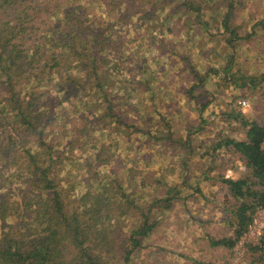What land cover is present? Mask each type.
<instances>
[{"label": "rangeland", "instance_id": "rangeland-1", "mask_svg": "<svg viewBox=\"0 0 264 264\" xmlns=\"http://www.w3.org/2000/svg\"><path fill=\"white\" fill-rule=\"evenodd\" d=\"M70 1L95 12L100 28L107 24L113 28L119 50L113 62L118 63L127 87L117 100L118 110L129 114L136 127L128 130L127 137H111L97 122L100 110L94 101L90 107L94 117L85 122L76 118L85 115V100L76 98L74 108L64 103L68 122L60 124L72 131L63 136L55 120L57 133L52 138L61 156L59 182L71 191L70 204L85 203L80 196L90 190L89 177L97 170L126 176L120 161L131 162L141 174L137 181L134 174L130 177L129 188L139 206H151L153 228L129 264H251L252 260L264 264V257L250 250L252 245L242 255L240 245L227 249L212 246L210 240L233 236L235 200L224 182L227 170L232 167L235 178L250 175L249 169L243 173L239 169L246 162L243 155L232 146H217L225 136L245 137L240 123L227 114L242 111L238 102L247 99L250 107L242 113L264 123L260 88L250 89L238 80L242 74H264V29L255 26L264 19V0H219L202 12L189 10L191 0ZM231 2L237 8L232 24L241 36L234 50L226 44L220 26ZM136 10L143 15L135 17ZM230 61L232 67L225 71ZM34 81L43 89L50 85L41 77ZM168 124L190 142L188 147L168 150L166 143L158 144L152 136ZM199 127L188 136L189 129ZM128 146L130 151L125 149ZM121 221L131 229L142 226L144 218L138 209Z\"/></svg>", "mask_w": 264, "mask_h": 264}, {"label": "trees", "instance_id": "trees-1", "mask_svg": "<svg viewBox=\"0 0 264 264\" xmlns=\"http://www.w3.org/2000/svg\"><path fill=\"white\" fill-rule=\"evenodd\" d=\"M216 1L191 0L187 6L191 12H202ZM87 8L70 0H0V264H129L152 231L151 206H139L129 188L130 177L134 174L137 181L141 174L131 162L129 166L120 161L126 176L117 171L93 173V185L80 196L85 203L79 207L70 204L71 191L59 182L61 156L52 134L57 133L55 120L63 136L72 131L60 124L68 122L64 103L85 100V115L76 116L85 122L94 117V101L100 110L97 122L108 136H126L136 128L131 116L118 110L117 100L127 87L113 62L119 53L113 28H100V18ZM236 9L229 3L220 20L232 50L241 38L232 24ZM134 14L143 15L139 10ZM196 23H202L201 15ZM257 25L264 29V19ZM231 67L230 61L225 71ZM40 77L50 85L39 87L34 79ZM238 80L250 89L260 88L264 97V74H242ZM112 88L118 92H109ZM227 116L240 123L245 137L225 136L217 146H232L243 155L250 175L224 179L235 200L233 236L210 240L212 246L232 249L254 207L264 206V123L237 110ZM200 129H189L188 136ZM152 137L160 145L166 143L168 150L190 144L170 125ZM138 209L143 225L124 228L121 219ZM250 250L264 257V247Z\"/></svg>", "mask_w": 264, "mask_h": 264}, {"label": "built area", "instance_id": "built-area-1", "mask_svg": "<svg viewBox=\"0 0 264 264\" xmlns=\"http://www.w3.org/2000/svg\"><path fill=\"white\" fill-rule=\"evenodd\" d=\"M238 106L242 111H245L248 107H250V103L247 99H242L238 102ZM262 149L264 151V141L262 142ZM239 169H242V173L246 171L248 168L247 163H242L239 166ZM234 170L232 167H230L226 174L224 179H235V176H233ZM264 237V206L261 204H257L251 215V221L248 224L247 229L244 231V233L240 236L238 241L236 242V246H242V255L244 253L245 248L247 246H258V247H264L262 244V239Z\"/></svg>", "mask_w": 264, "mask_h": 264}]
</instances>
